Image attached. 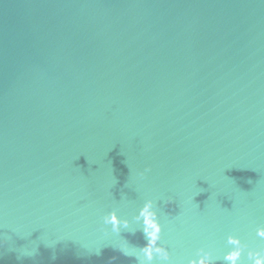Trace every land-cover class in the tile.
<instances>
[{
  "label": "water",
  "instance_id": "water-1",
  "mask_svg": "<svg viewBox=\"0 0 264 264\" xmlns=\"http://www.w3.org/2000/svg\"><path fill=\"white\" fill-rule=\"evenodd\" d=\"M261 257L264 0H0V264Z\"/></svg>",
  "mask_w": 264,
  "mask_h": 264
},
{
  "label": "clouds",
  "instance_id": "clouds-1",
  "mask_svg": "<svg viewBox=\"0 0 264 264\" xmlns=\"http://www.w3.org/2000/svg\"><path fill=\"white\" fill-rule=\"evenodd\" d=\"M239 257V251L233 252L231 254V256L229 257L230 260H232L233 262H235L237 260V258ZM202 264H207V261H202ZM256 264H264V257L258 258L256 260Z\"/></svg>",
  "mask_w": 264,
  "mask_h": 264
}]
</instances>
